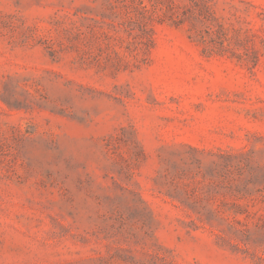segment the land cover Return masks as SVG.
I'll return each mask as SVG.
<instances>
[{
    "label": "rangeland",
    "instance_id": "obj_1",
    "mask_svg": "<svg viewBox=\"0 0 264 264\" xmlns=\"http://www.w3.org/2000/svg\"><path fill=\"white\" fill-rule=\"evenodd\" d=\"M0 264H264V0H0Z\"/></svg>",
    "mask_w": 264,
    "mask_h": 264
}]
</instances>
